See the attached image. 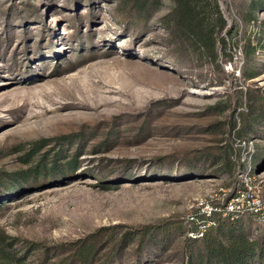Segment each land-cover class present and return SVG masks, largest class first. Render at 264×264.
Instances as JSON below:
<instances>
[{"label":"rangeland","instance_id":"374dc122","mask_svg":"<svg viewBox=\"0 0 264 264\" xmlns=\"http://www.w3.org/2000/svg\"><path fill=\"white\" fill-rule=\"evenodd\" d=\"M199 1L0 0L12 264H264V0Z\"/></svg>","mask_w":264,"mask_h":264},{"label":"trees","instance_id":"16d2710c","mask_svg":"<svg viewBox=\"0 0 264 264\" xmlns=\"http://www.w3.org/2000/svg\"><path fill=\"white\" fill-rule=\"evenodd\" d=\"M198 1V2H197ZM172 11L168 17L169 26L173 33H185L194 40L196 45L213 47L214 42L210 36L216 23L206 24L203 6L199 0H171ZM225 23L220 18V28ZM1 244V243H0ZM0 245V264H12L13 258Z\"/></svg>","mask_w":264,"mask_h":264},{"label":"built area","instance_id":"2783aa9c","mask_svg":"<svg viewBox=\"0 0 264 264\" xmlns=\"http://www.w3.org/2000/svg\"><path fill=\"white\" fill-rule=\"evenodd\" d=\"M238 195V194H237ZM234 198H238V196H234ZM231 198V201L234 199ZM213 210V209H212ZM212 210L210 211V213L212 212ZM258 213V221L264 222V213H261V210L256 211ZM193 219V218H191Z\"/></svg>","mask_w":264,"mask_h":264}]
</instances>
